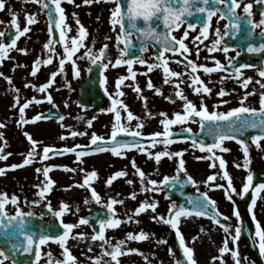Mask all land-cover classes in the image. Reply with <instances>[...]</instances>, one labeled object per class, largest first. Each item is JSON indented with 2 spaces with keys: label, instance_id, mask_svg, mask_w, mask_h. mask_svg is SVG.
Instances as JSON below:
<instances>
[{
  "label": "flooded vegetation",
  "instance_id": "af4514ba",
  "mask_svg": "<svg viewBox=\"0 0 264 264\" xmlns=\"http://www.w3.org/2000/svg\"><path fill=\"white\" fill-rule=\"evenodd\" d=\"M15 1L18 2L19 0ZM76 2L80 3L79 9L74 11L69 8L65 11L66 24L70 27V31L67 33L68 37L75 36L78 33L75 30L72 31V28L78 27L76 19H79L80 23L84 26L82 15L84 12L81 10L82 6L92 5L95 7V3L97 2L98 4L101 3L107 6L111 0H94L90 5H84L83 0H75V3ZM112 3L115 6V3ZM238 3L240 6L235 9L236 15L240 18L238 31L233 29L230 24V20L235 19L228 11L231 0H225L224 4L218 3L217 0H208L207 5H205L202 0V2L198 4V7L201 5L202 7L218 9L215 14L211 16L210 20H208L207 13L196 11L192 23L195 25V28L189 29L188 21H184L179 28L173 29L171 33L178 39L184 40L185 44L190 49L189 59L198 65L204 64L208 67H215V62L219 61L226 66L227 71L218 70L211 74L204 73L203 70L198 71L197 74L204 81V84L211 89L210 95H198L194 93L192 87H190V68H186L184 63L176 62L183 59L179 54L165 53V56L169 61L170 70L182 73L181 77L170 78L172 82L164 83V73L161 68H153L149 71V65L159 63L156 57L161 46L155 41H152L149 37L138 35L135 31L132 32L130 37L132 41L130 52L124 59H133L134 57L143 58L147 61V64L141 65L135 62L133 63L132 71L136 73L134 80L131 78L126 64L115 66V60L119 58V49L124 47L122 42L119 43L118 47L117 36L120 35L119 26L114 27L111 23L112 9L99 7L95 17L99 19L102 17L104 21L94 24L95 26H93L90 31H87L88 35L84 44L88 48V44L91 43L90 49H92L93 52H98L102 46L107 45L106 56L103 62L109 63V61H111V63H109L108 68H104L100 62L92 64L89 59L85 58V53L88 49L85 50L84 47H81L73 57L79 69L78 76L76 75V68L73 67L72 62H65L63 78H59L57 74L54 78V82L49 87V93L53 98L52 103L55 101L52 108L48 109L49 111L45 110L38 114L49 113L50 115L47 119L38 120V122H59L62 124L53 126V136H49V134L44 135L42 133L43 135L41 136L32 137L34 140L40 142V145L42 144L41 148H36L37 155L35 159L42 155V150L46 146L59 149L60 151H63L65 148H77V151H86L89 154L81 157V159L85 160L92 157L101 158V166H103L104 169L99 168L95 170L97 177L91 180L95 186L101 189L99 192L100 202H96L90 194L91 205L88 206L90 211H92L94 207H102L108 210L107 204L110 200L123 202L128 200L129 203L133 205H139L145 200L148 202L155 201L158 202V207H162L164 204L167 205L168 199H170L172 203L178 206H185V200L195 199L207 193L208 197L216 202V209H214V211H218L222 216L193 217L205 220L219 227H221V225L236 226L238 222L242 224L241 208H244L243 210L247 215L258 246V238L255 237L254 229L255 222L258 221L260 223L261 220L258 218L259 212L257 210L260 197L258 195L256 204L252 205L253 189L250 188L248 193H243V184L246 183L249 170L252 172L253 177L256 175L264 176V140L260 142V148H257L255 145H251L249 134L246 133L242 137L250 144L249 169L243 167L244 155L242 148L233 140H226L223 142V147L230 149V151L223 152L220 149L215 150L216 156L222 157L226 161L225 169L219 167V160L214 162L216 165L215 167H210V165L213 164V161L207 158L210 154L207 151H201L192 146V137L204 139L208 143L212 142V139L208 137L205 132L201 131L199 118L189 120L184 125H173L170 128V130L177 135L172 137L174 142L167 147V150L169 152H182V157H163L157 162L154 158H149L145 153L138 152L135 149L128 150L121 156H116L111 151L93 152L95 146L90 143L91 136L94 133L104 137L106 140L111 136L112 125L115 122V118L114 113L107 111V109L112 106L113 99L119 98L123 100V103L127 105L128 110H130L134 116L140 118L139 121L133 119L127 122L123 119L126 113L121 110L122 123H125L131 129H135L137 123L142 122L144 126L140 129L142 136L139 139L152 153L165 150L162 144H157L155 148H152L150 146V137L152 133L163 131V126L160 124V120L163 118L160 115L161 113H166L168 118H172L176 112H183L184 101L175 96V92L177 91L176 83L180 84V90L183 95H185L188 100L195 103L198 109L201 106V102H203L210 112H227L234 107L241 106L239 101L246 92H254V94L248 96L247 100L244 102V106L258 109L260 106L259 94L264 92V88L261 87V85L264 84V77L259 76V70L264 68V50L249 52L248 47L251 45L259 48L260 45L264 44V27L255 26L264 18V16H262V13H264V3H260L258 0H238ZM13 4V2L10 4L11 10H15ZM69 4L72 5L73 3ZM174 4L176 6H174ZM248 4L252 5L250 10L252 15L250 17H248L243 10L244 6ZM173 6L178 7L177 2L173 3ZM8 12L9 15L7 14ZM6 16L10 19L5 22V25L0 26V31L4 33L1 42L10 44L11 38L14 36L15 28L11 25V11L7 10ZM84 21L85 27H90L87 21ZM205 22L209 23V35L207 38L201 35V29ZM226 25H228L227 29L225 27ZM161 30H163V32L165 31L163 27H161ZM217 30H219L220 37L222 38L220 48L227 45L229 49L227 53L220 50L215 52L207 51V48L211 47L212 41L218 38L216 35ZM226 30L229 33L228 35H224ZM185 31L188 32L187 37H184ZM52 36L54 39L59 38V34L57 38L53 33ZM22 37L23 36L17 40V48H22L18 46ZM196 37H200V40H196ZM57 44L59 45V43ZM142 48H146V50L141 51ZM197 48H199V54H197ZM237 53H239V55H237ZM22 54L23 53L16 49H12L8 57L4 60V63L6 64V62L11 60V65H13L15 58H19ZM229 59H232V64H229ZM241 64H249L252 65V67L241 69L243 75L240 80H237L234 72ZM0 65L5 66L2 62H0ZM13 67L15 66L13 65ZM53 72H57V70ZM50 76L46 82L50 79ZM120 76H128L129 78L123 82L119 89L124 95L117 97L118 90L116 88V81ZM249 77L251 78V82L248 87H242L241 81ZM102 80L105 81V83H101ZM149 80L153 84V88L151 89L147 87ZM137 85L141 89L140 93L134 90ZM157 88L161 90L162 94H157ZM221 88L228 93L224 97H219L217 95V92ZM72 95L77 103L76 109L73 108ZM166 97H171V99H166ZM143 98H146V100ZM37 99L42 101L40 96H38ZM221 100L228 102L220 103ZM149 113H151V116L148 115ZM61 116L64 117L63 120L60 119ZM79 117L83 119L82 122H78L79 126L77 127L73 126L74 123L72 122V118ZM89 120H91V125L88 123ZM186 129H191V133L187 132ZM73 131L85 133V135L73 137L70 135ZM120 136L128 135L120 134L118 139H131L130 136H128V138ZM185 137L188 138L185 139ZM6 139L7 142H0V149H3V152L0 154L6 156V159L0 160L2 163L0 168L6 170L4 174H0V194H7L9 198L15 195L18 197V205H13L10 202L7 203L4 209L7 216L3 217V220L4 223H7V217L15 216L17 214V207H19V209L26 214L24 217L25 230L32 233L34 238L38 241L40 235L39 228L41 232H48L49 229L52 231L55 222L62 227L63 224H67L65 212L62 216H56L55 213L57 212L58 204H72V202L69 198H64L63 201L62 197H58L54 185L52 190L44 197L39 196L40 188L37 186L42 185L40 184L42 180H40L37 175L40 172L36 170L41 168L36 166L35 161L30 165L10 169V165L22 164L28 152H24L21 148L26 147L27 143L23 142L26 138L19 135H10V137ZM28 145L30 149L31 143ZM105 147H107V145ZM52 153H49L48 159H73L74 162L77 161V163H79L75 153H62L58 155L54 154L56 152ZM22 156L23 158L20 162L16 163L15 160ZM201 157L205 158L200 159ZM181 158L185 162L184 171H178L179 160ZM133 160L137 168L145 173L143 183L136 169L132 166ZM236 165H240V167ZM91 171L93 170H90V172ZM117 171H125L127 175L116 178L111 185H108L106 181ZM224 171H227L229 174L232 187L235 191L229 193L225 192V188L228 187V181L223 177ZM210 175H216V180L205 183L207 177ZM188 176H191L196 183L193 184L189 182L187 180ZM165 177L170 178L167 185L161 183ZM173 177H177V179L172 181L171 178ZM151 180L157 181V187L161 190L152 191L151 186L148 184V181ZM128 181H132V183H128ZM257 183L260 182L257 181ZM218 184L224 185V187H215V185ZM144 188H148L149 190L144 191ZM169 191H176L179 197L174 198L168 196ZM120 192L123 194L125 193V195H119L118 193ZM133 192L136 193L135 199H132L130 196ZM263 192L264 191L261 192V197H263ZM113 193H117L121 198H115ZM183 194L187 196L182 199ZM228 195H231V200L228 199ZM60 198H62V200ZM88 198V196L84 197L82 200L83 203H86L85 201L88 202ZM108 211L110 212L111 210ZM236 212L240 213L239 221ZM253 216H255L256 221L253 220ZM217 219L220 221L219 224L215 222ZM164 236V239H166L168 236L167 231L164 232ZM227 238L231 246L234 243L243 253L249 254L254 264H264V256L261 255L262 261L260 260L259 263L254 251L248 249L246 245H239L241 235L235 241H233L231 237L229 238L227 236ZM174 243H178L177 246L180 247L178 240ZM24 246H26V240L20 235L16 221L9 224L7 228L0 225V250H3L8 257V259L3 261V264H49L48 253L52 254L53 262L65 259L63 253L60 256L59 253H56V247L59 246V243L54 240L39 245L41 257L38 261L35 257L36 245H33L32 252H24ZM14 255H16V257ZM174 258L178 264L175 255ZM0 259L3 258L0 257Z\"/></svg>",
  "mask_w": 264,
  "mask_h": 264
},
{
  "label": "snow or ice",
  "instance_id": "6c2138e0",
  "mask_svg": "<svg viewBox=\"0 0 264 264\" xmlns=\"http://www.w3.org/2000/svg\"><path fill=\"white\" fill-rule=\"evenodd\" d=\"M36 3L41 5V10H47V15L49 19V40L43 45L44 49H47L48 55L45 59L37 58L33 62V67L31 70V75L35 76L37 74L38 68L41 64L48 65L51 64L53 61V56L57 55L55 50V45L59 43L62 45L63 52L60 54L59 59V72H63L64 65L66 61H71L73 67L76 68V75H79V69L76 66V62L73 59L75 53L81 48L86 47L84 41L88 35L86 28L80 23L79 19H76V24L78 26V33L75 36L68 37L67 33L70 31V27L66 24V16H65V9L61 6V0H35ZM68 3H75V0H67ZM94 0H83L84 5H90L93 3ZM111 2L115 3V7L111 10V23L112 25L119 26L120 35L117 36L118 47L119 43H123L124 47L119 49V58L115 60V66H119L122 64H126L128 66V72L131 78L134 80L136 73L132 71L133 63H139L141 65L147 64L143 58L134 57L133 59H124L126 55H128V49L131 45L132 41L130 39L132 32L135 31L143 37H149L154 40L158 45H160V51L157 54V60L159 63L149 65V71L153 68H161L164 73V83L172 82L170 78L181 77L182 73L170 70L169 68V61L165 56V53H173L179 54L182 57V60L176 61L177 63H184L186 68H190V76H191V83L190 87H192L194 93L198 95L203 94H211V89L204 84V81L201 77L197 74L199 70H203L204 73L211 74L218 70L227 71L226 66L219 61L215 62V67H208L204 64H197L194 61L189 59L190 49L185 44L183 39H178L174 35H172L173 29L179 28L181 23H183V18L185 14L192 15L190 11V0H182L180 7L173 6V0H111ZM179 2V0H177ZM218 3L224 4L225 0H217ZM260 3H264V0H258ZM205 5L208 4V0H203ZM79 5H77L78 7ZM238 0H231V5L228 8L229 13L234 17V20H230V24L232 28L235 30H239V17L235 13V9L239 7ZM251 4L244 6V13L247 14L248 17L252 15L251 13ZM5 8V0H0V10ZM198 12L207 13L208 20H210L211 16L215 14L218 9L208 8V7H201L196 9ZM11 11V9H9ZM75 15V14H74ZM264 16V13H262ZM27 24L31 25L36 23L35 15H28L26 17ZM142 22V23H141ZM2 23V22H0ZM162 24L163 28L165 29L164 32L158 31L159 25ZM11 25L15 28L14 36L11 38L10 44H5L0 42V62H3L5 58L8 57L9 52L12 49H16L17 51L27 54V49L25 48H17V40L24 36L26 33L29 32V27H24L22 30L18 24V18L15 13H12ZM256 27H264V18H262L258 24L255 25ZM226 29L228 25L225 26ZM188 28H195L194 24L189 23ZM56 29L59 31V38L54 39L52 36L53 30ZM3 32H0V36H3ZM228 31L226 30L224 35H228ZM201 35L204 38H207L209 35V23L205 22L202 29ZM217 39L212 41L211 47L207 48L208 52H215L217 50L223 51L227 53L229 51L227 45L220 48L222 44V38L220 37L219 30L216 32ZM188 36V32H184V37ZM196 40H200V37H196ZM107 45L102 46L98 52H93L92 49H88L85 53V58L89 59L92 64H96L100 62L104 68L109 67V63H104V58L106 56ZM146 48H142L141 51H145ZM264 50V44L260 45L259 48L254 46H249L248 51H262ZM197 54H199V48H197ZM239 55V53H237ZM229 64H232V59H229ZM252 67L249 64H241L238 68L235 69L234 75L237 80H240L243 73L241 69ZM58 72H52L50 79L44 83L43 85L38 86V91L41 93H45L50 85L54 82L55 76ZM0 76H4L3 73H0ZM259 76L264 77V68L259 70ZM4 78L11 83V77ZM128 76H120L116 81V88H117V97L123 96L124 93L119 91L123 82L128 79ZM251 82V78H245L241 81V85L244 88H247L249 83ZM101 83H105V81H101ZM26 87L31 85H25ZM148 88H153L152 82L149 80L147 83ZM264 88V84L261 85ZM177 91L175 92V96L179 97L181 100L184 101L183 104V112H176L172 118H168L166 113H161L160 115L163 117L160 120V124L163 126V131H157L151 134L150 137V146L155 148L157 144H162L165 150L157 151L152 153L149 151L148 147L139 139L142 136V132L140 129L143 128V123L138 122L135 129H131L125 123H122V116L121 110L126 113V116L123 118L125 121L130 122L133 119H137L139 121V117L134 116V114L128 110L127 105L123 103V100L117 98L113 99L112 106L107 109V111L114 113L115 122L112 125V132L111 136L106 140L104 137L96 135L95 133L92 134L90 143L91 145L95 146L93 152H103V151H111L116 156H121L124 152L128 150L135 149L138 152L145 153L149 158H154L155 161L159 162L163 157H182V152H169L167 147L171 145L174 140L172 137L174 134L170 128L173 125H184L189 120L199 118V123L201 125V131L205 132L208 137L212 139L211 143L206 142L204 139H197L192 137V146L194 148H198L201 151H207L210 155L207 157L213 161V164L210 167H215V161L219 160V167L221 169H225L226 161L222 157H217L215 150L220 149L223 152H228L230 149L223 147V142L226 140H233L236 141L242 148L243 155H244V162L243 167L245 169H249L250 163V153H249V142H246L245 139L242 137L247 133L249 134V140L251 145H255L257 148H260V142L264 140V92L259 94V108L248 107L244 106V102L247 100L249 95L254 94V92H246L245 95L240 99L239 103L241 106L234 107L227 112H216V111H209L207 106L201 102V106L199 109L197 108L196 104L192 101L188 100L185 95H183L182 91L180 90V84L176 83ZM137 93L141 92V89L137 85L134 89ZM18 91V90H17ZM157 94H162L159 88L156 89ZM228 93L221 88L217 95L219 97H224ZM45 99L51 103L53 98L51 94H47ZM146 100V98H143ZM166 99H171V97H166ZM42 101L33 97L31 100H27L23 105L19 107L20 113V120L18 123L26 124L29 121L24 119L25 109L29 107L30 104L33 103H41ZM228 101L221 100L220 103H227ZM16 104H19V100H16ZM15 106V104H14ZM119 106V107H118ZM151 116V113L148 114ZM41 118L47 119L48 117H41V115H37L33 117L32 122L40 120ZM61 120L64 119L63 116L60 117ZM89 125H91V120L88 121ZM0 127H4L3 124H0ZM187 132L191 133V129H186ZM120 134H126L131 137V139L123 140L118 139ZM3 134L0 133V136ZM27 139L31 142V149L27 153L26 158L23 160L22 164H13L10 165V169H16L18 167L30 165L34 162V159L37 155L36 147L37 141L34 140L30 134H25ZM71 136L77 135H85V133H77L71 132ZM64 138V137H62ZM188 137H185L187 139ZM107 145V147H105ZM3 152V149H0V153ZM52 152H60L59 149H54L52 147H44L42 150V155L40 156L41 160H47L49 158V153ZM64 153H75L76 159L78 161L81 160V157L88 155L89 153L86 151H77V148H65L63 149ZM205 157H201L200 159H204ZM6 159V156L0 154V160ZM184 160L181 158L179 160V169L178 171H184ZM132 166L136 169L138 176L141 179V182H144L145 173L138 169L135 161H132ZM240 167V165H236ZM50 167H44L43 169H37V172H42L45 180L42 182V185H38L37 187L40 188L39 196L44 197L47 193L52 190L53 184L55 183L50 177ZM75 171V169H71ZM4 168H0V174L5 173ZM82 171V170H81ZM127 173L125 171H117L112 177H110L106 183L111 185L113 180L118 177H124ZM97 177V173L95 170L87 173L85 175L83 184L81 187L89 186L90 181ZM223 177L228 181V187L225 188V192L229 193L231 191H235L232 187V181L227 173V171L223 172ZM216 175H210L207 177L205 183L215 181ZM169 177H165L164 180L161 182L164 185L169 183ZM172 181H175L177 177L171 178ZM187 180L193 184L196 182L193 180L191 176L187 177ZM128 183H132V181H128ZM148 184L151 186L152 191H159L161 190L157 187L158 182L155 180L148 181ZM215 187L223 188L224 185H215ZM253 189L252 192V205L256 204L258 195L264 191V183H256L253 187V174L249 170L248 175L246 177V183L243 184V193H248L249 190ZM144 191H148V188H144ZM91 196L96 200V202H100V196L95 191L94 188H91ZM132 199H135L136 193L133 192L130 194ZM228 199L231 200V195H228ZM11 203L13 205H18V197L15 195L8 197L7 194H0V225H3L5 228L9 226L13 221L17 222V227L19 229V233L23 236L26 240V246L23 247L24 252H32L33 245H36L35 248V257L38 261L41 257V251L39 245H43L48 243L49 241H56L62 247L63 255L65 257L64 260H56L55 262L52 261V254L48 253L49 257V264H77L76 258L71 254L70 249L66 246V242L70 237L72 230L80 225H87L89 223L88 218H81L78 224H63V234L62 235H47L42 234L39 235L38 241L34 238V235L29 231L25 230V213H23L19 207H17V214L15 216L7 217V223H4L3 217L7 216V213L4 211L5 205L7 203ZM87 203V201H85ZM117 203H123V201L117 200H110L107 204V208L110 211V216L107 219H100L99 220V229L98 231L94 230V234L91 236V240L101 241L100 247L104 249L103 255L108 256L111 258V261L115 262V264H119V257L121 255L129 254V253H137L138 249H127L125 252L123 250V246L126 243L125 239H121L116 244H111V241L106 238L105 232L106 229H116L118 226L123 223L119 218H112L115 216V211L113 209V205ZM189 203L191 207H185L184 205H176L175 203L168 209L169 215L166 217L165 215H154L152 219L158 220L159 222L168 225L171 229L175 230V235L179 240L180 247L183 251V256L185 258L186 264H197V261L194 259V249L192 247L186 246L185 238L181 233L180 230V221L181 218H189V217H218L220 214L218 211H214L216 209V202L208 197L207 193H204L200 197H196L195 199H190ZM158 207V202H148L145 200L144 202L140 203L135 209L134 213L139 215L141 213H145L148 210H151L153 213L156 212ZM69 209V205L66 203H62L61 208L59 211L55 213L56 216H62L65 211ZM236 216L239 221L240 213L236 212ZM128 221L132 220V217L129 216ZM253 220L256 221L255 216H253ZM138 222V221H137ZM217 224L220 221L217 219L215 221ZM225 234H231L232 226L231 225H221ZM203 230V229H201ZM234 235L231 236V239L235 241L242 233V224L237 223L234 228ZM255 237L258 238V247L259 252L262 256H264V227L256 221L255 222V229H254ZM78 239H84L85 235L83 233L76 234ZM149 238L148 234L144 231H140L138 234H134L132 232L127 233V240L132 241H144ZM193 240L196 237L192 238ZM161 243H166V241H161ZM229 241L226 235L225 240L223 241V246L219 248V253L221 257L225 253H231V256L234 259V264H241V258L236 250H232L228 246ZM105 245H108V248H105ZM16 247V246H14ZM91 250V249H89ZM0 264H3V261L8 259L5 255L3 250H0ZM214 260L216 258H213ZM95 264H108V262L104 261L102 257H95L94 258ZM179 264V262H178Z\"/></svg>",
  "mask_w": 264,
  "mask_h": 264
},
{
  "label": "rangeland",
  "instance_id": "374dc122",
  "mask_svg": "<svg viewBox=\"0 0 264 264\" xmlns=\"http://www.w3.org/2000/svg\"><path fill=\"white\" fill-rule=\"evenodd\" d=\"M12 2L14 3L13 8L15 10H11V13L17 15L20 29L22 30L27 26L30 30L20 39V43L18 44L19 47L27 49V54L23 53L19 58H15L13 64L15 67L11 65V60L8 62L5 61L6 64L3 61L2 63L5 66L0 65V73L5 74L4 76L6 77H11V83H9L4 77H0V124L4 125V127H0V133L3 134L0 136V142H7L6 138L10 137V135L25 137L26 139H24L23 142L27 143V145L26 147L21 148V150L29 152L31 147L29 149L28 144L31 142L27 139V136L25 135L26 133L30 134L31 137H38L43 134L53 136V126L62 124L59 122H38V120L32 122V120L33 117L37 116L40 112L52 108V105L55 102H46L47 100L45 97L49 93V88L45 93H41L38 91V86L46 83L50 73L54 70H57L59 78H63L65 68L63 69V72H59V59L63 49L62 45L56 44L55 50L57 55L53 56L52 63L48 65L41 64L38 68L37 74L35 76L31 75L33 62L38 57L45 59L48 55L47 49H44L43 47V45L49 40L48 18L45 10H41V5L36 3L35 0H19L18 2L15 0H5V8L0 10V22H2L0 23V26L5 25V22L9 21L10 18L6 16V12L11 8L10 4ZM15 2L18 3V8L17 3ZM77 5H80V3L76 2L70 5L67 1L61 0V6L65 11L69 8L75 11L80 8L79 6L77 7ZM99 7L113 9L115 6L112 2H109L107 6H104L101 3L98 4V2L95 3V7L92 5L82 6L81 10L84 12L82 13L84 27V20L90 25V27H85L87 31H90L92 27L95 26L94 24L104 21L102 17L100 19L95 17ZM7 14L9 15V12ZM28 15H35L37 22L31 25L27 24L26 17ZM74 30L78 32V27L72 28V31ZM2 39L3 36H0V42ZM90 47L91 43L88 44V48L84 47V49L87 50ZM25 85L31 86L26 87ZM38 96L42 98V102L30 104L29 107L25 109L24 119L29 122L26 124L18 123L20 120L19 107L27 100H31L33 97L37 98ZM17 99L19 100V104H16ZM72 104L73 108L76 109L77 103L73 95ZM82 120L83 119L80 117L72 118V122L74 123L73 126H79L78 122H82ZM37 147L41 148L42 144L40 145V142H38ZM22 158L23 156L18 157L15 160L16 163L20 162ZM25 158L26 157H24V159ZM34 161L36 162V166L41 169L44 167H50L51 170L49 172V177L55 182L53 185L56 187L57 196L62 197L63 201L64 198H69V200H71L72 204H68L69 209L65 211L67 223L78 224L81 218L89 219L87 225H80L79 227L74 228L66 242V246L76 258L77 264H95V257H102V259L108 262V264H115V262L111 261V258L103 255L104 249L100 247L101 241L91 240V236L94 234V229L91 226L92 211L88 208V206L91 205V188H94L98 194L101 189L95 186L92 181H90V187L80 186L83 184L85 175L89 173L90 170H98L99 168L104 169V167L101 166V158L92 157L88 160L81 159L79 163H77V161L74 162L73 159L41 160L40 157L36 158ZM1 164L2 163L0 162V165ZM71 169H75V171H72ZM37 175L40 180H42L40 182V184H42L45 180L43 173L40 172ZM118 194L125 195V193L123 194L121 192ZM118 194L113 193V196L120 199L121 197ZM86 196L89 197L88 202L83 203L82 200ZM259 197L260 199L257 208L259 212L258 218L261 219L260 224L264 227V194L263 197H261L260 193ZM62 198L60 199L62 200ZM172 204V201L168 199V204H164L162 207H157L155 213L148 210L139 215L134 213V209L138 205H133L129 203L128 200L113 205L115 211V216L113 218H119L123 223H121L116 229H106V238L109 239L113 245L118 243L119 240L125 239L126 243L123 246L125 252L127 249H138L137 253L121 255L118 258L119 264H177L174 258L175 254H173L172 251L173 243L178 240L175 235V230L158 220L152 219L154 215H165L167 217L169 215L168 209ZM61 205L62 203L57 205V211L60 210ZM129 216L132 217L130 222L127 219ZM179 227L185 238L186 246L194 249V259L197 261V264H234V259L231 256V253H225L223 257H221L219 248L223 246V241L225 240L226 235L230 238L235 234V226H232L231 234L229 235L225 234L222 227L215 226V224L205 220L195 217H182ZM140 231L147 233L149 238L144 241H132L126 239L127 233L132 232L138 234ZM165 231L168 232L166 239H164ZM77 233H83L85 238L78 239L76 236ZM193 237H196V239L193 240ZM161 241H166V243H161ZM228 246L230 249L236 250L239 257L241 255V264H254L249 257V254L247 255L246 253H243L234 243L232 246L230 244H228ZM108 247V245H105V248ZM56 253H59V256L63 253L60 245L56 247ZM213 258L216 259L214 260Z\"/></svg>",
  "mask_w": 264,
  "mask_h": 264
},
{
  "label": "water",
  "instance_id": "95a60500",
  "mask_svg": "<svg viewBox=\"0 0 264 264\" xmlns=\"http://www.w3.org/2000/svg\"><path fill=\"white\" fill-rule=\"evenodd\" d=\"M177 2V0H173V3ZM202 0H190V11L192 13V15H187L185 14L184 18H183V22L184 21H188V24L189 23H193V20H194V17H195V14H196V9L198 8H201L202 6L200 5V7H198V4L201 3ZM181 3H182V0H179V2H177V5L178 7L181 6ZM174 6H176L174 4ZM161 27L162 24L159 25L158 27V31L160 32H163V30H161ZM137 33V32H136ZM138 34V33H137ZM53 35L57 38L58 37V30L54 29L53 30ZM139 35V34H138ZM149 39V38H148ZM154 41V40H152ZM130 49H131V45L129 46V49H128V53L130 52ZM46 115H43L41 117H45ZM42 119V118H41ZM120 137H125V138H128V136H120ZM59 154H62L64 152H58ZM262 176H258L256 175L254 178H253V185L256 183V181H258V179H262L261 178ZM179 194H177L176 191H169L168 192V196L170 197H174V198H177L179 197L178 196ZM186 194H183V198H186ZM185 207H191V204L189 203V200H185ZM244 208H241V211H242V233H241V240L239 241V245H246V247L252 251L255 252L256 256H257V259H258V262L260 263V260L262 261V257H261V254L259 252V249H258V246L256 244V241L253 237V230L250 226V223L247 219V216L245 214V211L243 210ZM93 211V214H92V219H91V225L93 226V228L98 231L99 229V220L100 219H107L109 218L110 214H109V211L105 208H102V207H94L92 209ZM222 215H219L218 217H221ZM39 231H40V235L42 234H47V235H53V236H56V235H62L63 234V227L61 225H59L57 222L54 223V228H52V231L49 229L48 232L45 231V232H41V229L39 228ZM172 249L174 250L175 254L177 255L178 257V260H179V264H186V261H185V258L183 256V252L181 251L180 247H178L177 245H172ZM13 251H14V248H13ZM16 257V255H14Z\"/></svg>",
  "mask_w": 264,
  "mask_h": 264
}]
</instances>
